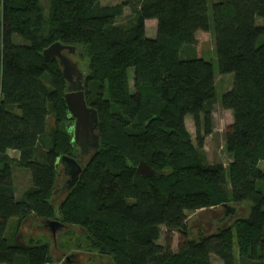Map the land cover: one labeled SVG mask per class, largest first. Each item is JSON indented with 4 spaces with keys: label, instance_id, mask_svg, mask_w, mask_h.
Returning <instances> with one entry per match:
<instances>
[{
    "label": "trees",
    "instance_id": "16d2710c",
    "mask_svg": "<svg viewBox=\"0 0 264 264\" xmlns=\"http://www.w3.org/2000/svg\"><path fill=\"white\" fill-rule=\"evenodd\" d=\"M124 7L132 15L118 22ZM207 10V0H0V264H53L48 238L18 240L31 215L80 228L73 248L112 264H211L212 254L222 264H264V25L256 24L264 0L211 4L218 72L232 75L220 98L233 117L224 134L227 166L203 155L216 85L213 65L193 46L197 31L211 30ZM152 18L156 35L149 38L144 21ZM55 43L86 64L83 90L97 110L99 135V148L59 202L55 163L77 147L65 78L58 60L43 54ZM140 161L154 175L137 173ZM14 166L31 178L19 198ZM223 203L246 214L187 236L189 212ZM161 225L164 245L157 243ZM174 230L176 252L168 235ZM60 241L55 250H70Z\"/></svg>",
    "mask_w": 264,
    "mask_h": 264
},
{
    "label": "rangeland",
    "instance_id": "374dc122",
    "mask_svg": "<svg viewBox=\"0 0 264 264\" xmlns=\"http://www.w3.org/2000/svg\"><path fill=\"white\" fill-rule=\"evenodd\" d=\"M216 2L217 0H208V14L211 21V30L208 32L197 31L195 33V44L193 48L196 51L198 56H202L206 61H209L213 65V73L215 77V85H216V101L213 103L211 107V116H212V131L211 134L204 136V145H203V155L205 160L208 163H217L222 164L223 166H227V164L231 161L230 154L225 150L224 147V134L227 130V127L232 123L233 117L230 110L223 108L220 104V98L224 92H226L231 84H232V75L231 74H220L218 72V64L216 55L214 52V38H213V23L211 19V4L212 2ZM122 0H100L102 5H115L121 3ZM132 15L131 7H124L123 15L118 19V22L127 20L128 17ZM257 25H264V17L256 18ZM145 25V21H144ZM154 24L148 23L147 35L150 36L153 31V35L155 34L156 27H153ZM145 27V26H144ZM146 33V32H145ZM17 43L21 42L20 39H16ZM188 47L185 48L184 54L188 52ZM183 54V55H184ZM60 55H62L67 62V70L72 80L79 79L77 75L84 79L85 74H87L86 64L78 60L75 50H62L60 51ZM53 57L56 59L58 55L53 54ZM61 70L65 69V65H60ZM131 73V72H130ZM66 85H70V83L65 79ZM67 86V87H68ZM71 86V85H70ZM84 91V90H83ZM52 120L49 117L47 119L46 128L48 129L51 125ZM73 125V123H72ZM185 126L188 132L190 133L191 139L193 143L196 142V128L194 126L193 120L191 117H186ZM203 134V130L200 132ZM15 156V152H12ZM84 158V164L89 158V154H84L82 156ZM87 159V160H86ZM258 167L264 171V160L259 161ZM68 179L67 175L61 174L58 178V182L56 184V192L54 194V202H59L65 194L70 190L65 188L66 192L64 194L61 193L62 188L64 189L65 183L64 181ZM13 182L15 186V196L19 198L22 192L27 189L31 184L30 173L27 169L14 166L13 167ZM64 183V184H63ZM63 186V187H62ZM212 210H196L193 212H189L185 225L187 228V236L189 238H197L200 234H209L215 231L217 228L226 226L230 224L236 216L241 214H246V209L242 207H238L237 213L228 212L229 210H223L220 206ZM229 213V214H226ZM32 216V215H31ZM29 216L26 222H23L19 228L18 240L21 243L26 244L29 238H48L53 245L51 246V253L53 258V264H64V260L62 258L69 256V260L65 264H112L110 258L106 256H101L96 252H87L85 250H80V254L75 255V257H71V255L76 251L73 246L78 238H81V229L78 227H68L64 226L60 230L55 233V236H52L51 233L42 225L41 220H38V223L35 218H31ZM33 217V216H32ZM30 218V219H29ZM30 220V221H29ZM72 230V233L67 237L63 234ZM166 228L165 226H160V233L157 239V243L160 245H164L166 243ZM63 235V236H62ZM170 236V247L173 252L177 251L178 242L180 241V233L179 231H172L168 233ZM66 237V240L70 241L67 245L63 241ZM60 241L61 248H68L70 250H55L57 248L56 243ZM64 243H63V242ZM71 245V246H70ZM72 247V248H69ZM71 257V259H70ZM211 264H222L221 260H219L215 255H211L210 257Z\"/></svg>",
    "mask_w": 264,
    "mask_h": 264
},
{
    "label": "water",
    "instance_id": "95a60500",
    "mask_svg": "<svg viewBox=\"0 0 264 264\" xmlns=\"http://www.w3.org/2000/svg\"><path fill=\"white\" fill-rule=\"evenodd\" d=\"M68 46L60 45L55 43L44 50L43 54L47 57L52 56L53 54L59 55V52ZM70 48V47H69ZM59 57V56H58ZM60 65L64 66L63 62L58 59ZM67 69L62 70L64 78H66ZM68 92L65 93L64 99L67 105V108L74 118V127H73V140L74 143L79 147V158L71 156H61L60 161L65 166V173L69 176L66 181V189L71 188L77 181L79 174L82 170L80 162L84 154H92L99 148V135L97 131L98 127V115L97 110L87 105L84 97L83 88L81 85H75L74 87H68ZM137 173L141 175H154V171L144 162L140 161L137 166ZM223 210L231 213H237L238 205H232L223 203L221 204ZM229 214V213H226ZM47 226L51 229V235L55 236V233L64 227L63 224L56 220L52 219H43L42 220ZM68 258V256H66Z\"/></svg>",
    "mask_w": 264,
    "mask_h": 264
},
{
    "label": "bare ground",
    "instance_id": "6f19581e",
    "mask_svg": "<svg viewBox=\"0 0 264 264\" xmlns=\"http://www.w3.org/2000/svg\"><path fill=\"white\" fill-rule=\"evenodd\" d=\"M218 1V0H217ZM216 1V2H217ZM212 3H215V1L214 2H212ZM207 4H208V0H207ZM207 12H208V10H207ZM209 15V14H208ZM153 19V18H152ZM154 21H155V19H154ZM69 47V46H68ZM71 49V48H70ZM74 50V49H73ZM59 63V62H58ZM60 65V64H59ZM83 81H84V79L83 80H81V81H79L77 84H75V85H81L82 86V88H83ZM75 85H73V86H68V85H66V92H68L69 90H68V87H74ZM68 86V87H67ZM65 92V93H66ZM84 92V91H83ZM65 93H64V95H65ZM84 97H85V93H84ZM85 101H86V99H85ZM69 111V110H68ZM70 113V112H69ZM70 116H71V114H70ZM72 117V116H71ZM73 118V117H72ZM185 120H186V118H185ZM72 127H74V118H73V125H72ZM97 131H98V127H97ZM72 141H73V143H74V140H73V133H72ZM74 145L77 147V150H76V152H75V154L74 155H76L77 153H79V147L74 143ZM62 156H67V155H62ZM61 157V156H60ZM60 157H58L57 158V160H56V163H55V166L57 167V171H58V173H57V179H56V184H57V182H58V178L61 176V174H63V175H67L66 173H65V166H64V164H62L61 163V161H60ZM87 160V159H86ZM84 158H82V160H81V162L79 163L80 164V166H81V168L83 169V165H84ZM261 161V160H260ZM82 171V170H81ZM81 173V172H80ZM80 175V174H79ZM68 176V175H67ZM15 187V186H14ZM41 220H43V219H41ZM229 225V224H228Z\"/></svg>",
    "mask_w": 264,
    "mask_h": 264
},
{
    "label": "flooded vegetation",
    "instance_id": "af4514ba",
    "mask_svg": "<svg viewBox=\"0 0 264 264\" xmlns=\"http://www.w3.org/2000/svg\"><path fill=\"white\" fill-rule=\"evenodd\" d=\"M65 49H66V50H72V49H70L69 47H65V48H63L62 50H65ZM62 50H61V51H62ZM58 56H59L58 59H60V60L63 62V64L65 65V67H66V69H67V62H66L65 60H63L64 57H63L62 55H60V52H59V55H58ZM65 76H66L65 79L70 83L71 86H73V85L77 84L79 81L83 80V78H81L82 76L80 75V76H81V77H80L79 74L77 75V77H78L79 79H77V80H75V81L72 80V79L70 78V75H69V73H68V70H67V73H66ZM93 153H94V150L92 151V154H93ZM92 154L89 155V158L92 156ZM74 157H75V158H79L78 153H77L76 155H74ZM68 178H69V176H68ZM66 181H67V180L64 181L65 186H64V189L62 188V191H61V193L63 192L62 194H64V193L66 192V190H67V189L65 190V188H66ZM64 183H63V184H64ZM62 187H63V186H62ZM55 192H56V190L54 191V194H55ZM31 218H34V217H31ZM29 219H30V218H29ZM41 222H42V225H43L44 227H46V229H47L49 232H51V230H50L51 228H50L49 226H47V224H45L43 221H41ZM71 257H75V255L72 254ZM71 257H70V259H71ZM62 259L64 260L63 262H64V264H65V263L69 260V256H68V258H62Z\"/></svg>",
    "mask_w": 264,
    "mask_h": 264
},
{
    "label": "crops",
    "instance_id": "0c3cea01",
    "mask_svg": "<svg viewBox=\"0 0 264 264\" xmlns=\"http://www.w3.org/2000/svg\"><path fill=\"white\" fill-rule=\"evenodd\" d=\"M148 23H151V24H154L153 25V27L155 28L156 27V20L154 21V19H146L145 20V34H146V36H148L147 35V30H148ZM149 32H151V34H149L150 36H148L149 38H153L155 35H156V31H155V34L153 35V32H154V29H153V31H149ZM32 217V216H31ZM34 217V216H33ZM35 219H36V221H37V223H38V220H39V218H37V217H34ZM27 219V218H26ZM24 220L23 222H26L27 220ZM38 219V220H37ZM41 220V219H40ZM30 221V220H29ZM42 221V220H41ZM23 222L21 223L22 225H23ZM63 251H65V250H62L61 252H63ZM81 252H79V251H75L73 254L74 255H78V254H80ZM64 258H66V257H64ZM58 264V263H57Z\"/></svg>",
    "mask_w": 264,
    "mask_h": 264
}]
</instances>
